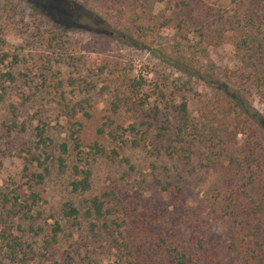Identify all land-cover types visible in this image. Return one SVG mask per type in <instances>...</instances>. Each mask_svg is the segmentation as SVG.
<instances>
[{
  "label": "rangeland",
  "instance_id": "1",
  "mask_svg": "<svg viewBox=\"0 0 264 264\" xmlns=\"http://www.w3.org/2000/svg\"><path fill=\"white\" fill-rule=\"evenodd\" d=\"M30 1L41 10L38 15L26 1L0 0V35L5 41L0 42V69L12 68L18 75L14 83L7 82L8 94L0 102V188L4 191L26 181L27 149L34 144L33 129L40 119L48 122L56 142L67 138L69 123L60 113V91H65L66 102L71 105L90 100L91 117L78 115L84 123L82 139L85 143L97 140L108 147V133L114 127L111 119L124 126L139 125L142 110L133 108L135 103L147 101L145 109L163 107L157 87L166 76L170 80L179 76L181 72L176 68L184 67L193 57L199 65L211 60L220 72L232 74L264 57V46L261 48L259 42L247 46L243 41L248 31L245 25L254 19V29L264 44V0H92L88 7L74 0ZM4 53L10 57L1 62ZM12 54L19 55L18 62ZM134 80L143 81L140 101L129 88ZM203 86L196 85L199 94L177 92L172 99L176 106L171 108L173 114L177 115L176 109L186 100L191 116L201 119L213 107L203 97ZM251 91L254 107L264 116V85ZM118 94L130 104L115 115L111 106ZM11 104L17 105L16 120L24 122L26 130L14 128ZM100 128L104 130L102 135ZM148 128V134H144ZM154 135V128L148 126L140 133L126 134L123 154L132 159L135 171L119 158L98 156L92 163L93 187L87 193L72 191L70 171L52 170L37 186L43 198L38 206L42 218L37 222L49 231L59 221L64 231L50 253L43 249L45 235L29 232L27 238L33 249L30 256H34L22 264H67L68 255H73V264H117L120 254L109 227L94 236L88 219L81 217L82 224L76 226L63 213L68 200L74 201L83 214L91 198L113 190L118 199L109 203L116 204L110 221L120 220L117 209L121 203L124 208L136 207L124 231L139 228V239L148 246H155L158 240H164L166 246L176 239V243L188 244L191 251L200 248L202 254L207 249L201 243L208 249L217 247L216 255L233 240L240 251L255 246L252 235L258 223L251 222L247 214L241 219L232 218L229 197L235 181L208 168L210 150L200 145L187 165L177 156L162 154L157 158L148 151L149 138ZM243 137L239 135L238 141ZM155 163L171 169L169 174L159 170L162 179L173 176L177 183V177L183 179L179 182L184 187L181 198L175 191L166 194L155 185ZM33 169L42 170L36 164ZM216 255L218 262L220 256ZM0 261H5L2 255Z\"/></svg>",
  "mask_w": 264,
  "mask_h": 264
},
{
  "label": "trees",
  "instance_id": "2",
  "mask_svg": "<svg viewBox=\"0 0 264 264\" xmlns=\"http://www.w3.org/2000/svg\"><path fill=\"white\" fill-rule=\"evenodd\" d=\"M20 1L28 2L34 15L41 12L30 0ZM74 1L88 7L92 0ZM36 20L34 18L35 22ZM245 26L248 31L244 43L251 46L259 42L263 48L264 44L257 35L258 31L254 29L255 20L250 19ZM0 42H5L1 35ZM9 57V53H4L1 62H5ZM12 57L14 62L19 61L18 54H12ZM194 61L195 57L190 63L184 64V67L174 66L181 72L180 75L173 80L166 76L162 80V85L157 87L158 97L164 103L163 107L145 109L147 101L135 103L133 108L137 111L142 110L139 125L132 123L124 126L111 119L114 127L108 133L110 138L108 147L97 140L85 143L82 139L84 123L78 119V115L82 113L85 117H91L88 108L93 104L90 100H80L71 105L66 102L65 91H60V113L67 116L69 123L67 138L56 142L49 133L48 122L40 119L33 129L34 144L27 149L29 156L23 175L26 181L7 191L0 188V255L5 260L0 261V264H22L29 258L33 259L34 255L30 256L33 254L32 245L27 238L29 232L45 235L43 244L45 253H50L59 243L60 235L64 231L59 221H55L49 231L37 222L42 218V211L38 206L43 200L37 186L44 182L52 170L57 169L60 173L71 172L70 185L74 193H87L92 189V163L100 155L119 158L130 171H135L137 167L132 159L123 154L127 144L125 136L127 133H140L144 126L154 128L155 135L149 138L148 151L157 158L162 154L177 156L178 161L187 165L191 163L190 160L200 145L210 150L207 157L208 168L212 167L227 176L230 182L235 181L229 197L230 207L233 206L232 218L241 219L247 214L251 217V222L258 223L252 235L255 246L240 251L237 242L233 240L229 246L222 247L217 255V247L208 249L201 243L200 246L207 249V252L202 254L200 248L198 251H191L188 244L176 243V239L166 246L164 240H158L155 246H148L147 243L140 241L139 234L142 232L137 233L139 228L124 231L128 230L130 218L136 207L124 208V204L121 203L117 209L121 212L120 220L110 221V217L115 214L116 204L109 206V203L118 199L115 190L91 198L90 205L83 214L74 201L68 200L63 205L64 215L72 219L76 226L82 224L81 217L88 219L89 229L94 236L101 235L102 230L109 227L112 230L111 235L114 234V246L120 254L117 264H264V116L254 107L250 94L253 88L264 85V57L254 59L247 69L233 74L228 71L220 72L211 60L201 65ZM17 77L12 68L7 71L0 69V102L5 100L9 84L14 83ZM141 82L143 81L134 80L129 84V88L139 101L143 86ZM200 83L204 84L203 97L206 96L213 107L204 112L201 119L196 120L190 114L188 101L184 100L176 109L177 115L173 114L171 108L176 106L172 99L176 97L177 92L198 93L196 85ZM125 104H130L128 99L123 95H116L111 106L112 112L118 115ZM10 107L14 117V128L26 130V124L16 120L17 105L11 104ZM147 118L152 121L147 122ZM148 131L149 128L144 130V134H148ZM98 132L102 135L104 130L100 128ZM239 135L244 136L240 142ZM39 149L40 153L37 152ZM35 164L42 170H34ZM152 168L155 185L166 194L175 191L178 198L183 196L184 187L179 183L182 178L177 177L178 183L173 181V176L169 180H164L159 176V170L162 168L169 174L171 169L167 165L160 166L157 163L153 164ZM181 176L183 177V174ZM139 194L141 195V192ZM111 196L114 199L107 198ZM100 221L103 223L100 224ZM231 251L233 254L230 257ZM215 255L220 256L218 262ZM73 258V255H68L67 264H73ZM92 263L100 264L95 261ZM51 264L61 263L53 261Z\"/></svg>",
  "mask_w": 264,
  "mask_h": 264
}]
</instances>
